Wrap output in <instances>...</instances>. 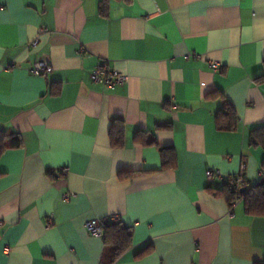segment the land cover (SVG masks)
I'll list each match as a JSON object with an SVG mask.
<instances>
[{
  "label": "crops",
  "instance_id": "obj_1",
  "mask_svg": "<svg viewBox=\"0 0 264 264\" xmlns=\"http://www.w3.org/2000/svg\"><path fill=\"white\" fill-rule=\"evenodd\" d=\"M104 61L128 81L93 82ZM263 73L264 0H0V130L23 141L0 155V264H106L93 219L132 228L115 264H264V217L212 194L262 178Z\"/></svg>",
  "mask_w": 264,
  "mask_h": 264
},
{
  "label": "trees",
  "instance_id": "obj_2",
  "mask_svg": "<svg viewBox=\"0 0 264 264\" xmlns=\"http://www.w3.org/2000/svg\"><path fill=\"white\" fill-rule=\"evenodd\" d=\"M256 82L264 83V73L255 78ZM59 89L51 88L50 93L57 95ZM218 94V93H217ZM224 97L223 94H219ZM238 125V116L232 106L226 102L225 108L221 110L217 115V126L221 131H235ZM140 135V134H139ZM137 135L136 139L140 136ZM250 141L253 146L259 147L264 151V126L256 128L251 131ZM111 142L114 147H122L124 144V128L117 127L111 131ZM145 144H155L156 140L153 138L148 141H144ZM23 147L22 139L16 134L9 133L5 130H0V155L7 150L20 149ZM164 158V164L169 165L168 160L169 149H162ZM261 180L247 188L246 182L243 184V188H247L245 193H240L236 189L230 187L229 181L222 189H216L212 194L217 198L225 199L230 205L243 200L246 212L253 217H264V161L261 166ZM104 232L103 238L105 242V258L106 264H115L122 255L127 253L133 245V231L132 228L125 226L121 221H113L106 219L103 221ZM150 249L144 250L140 255L145 256L149 254Z\"/></svg>",
  "mask_w": 264,
  "mask_h": 264
},
{
  "label": "built area",
  "instance_id": "obj_3",
  "mask_svg": "<svg viewBox=\"0 0 264 264\" xmlns=\"http://www.w3.org/2000/svg\"><path fill=\"white\" fill-rule=\"evenodd\" d=\"M46 32L48 30H45ZM38 44V40L30 44L31 47H35ZM212 69L214 71L218 70L217 64H212ZM31 73L37 76H47L52 73V66L45 61L37 62L30 69ZM92 80L97 84H102L108 88H113L116 85L125 84L128 81V77L122 73L115 71L109 64L108 61H104L100 66H98L92 73ZM59 172L61 175H66L68 173V168H60ZM207 179L212 183L215 179H222L223 174L218 170H209L206 173ZM245 179L242 175H237L231 177L229 180L230 187L239 191L243 188ZM73 194L66 193L63 196L64 200H69ZM116 221V220H113ZM87 229L91 235L102 237L104 232L103 222L98 219L90 220L87 223Z\"/></svg>",
  "mask_w": 264,
  "mask_h": 264
},
{
  "label": "water",
  "instance_id": "obj_4",
  "mask_svg": "<svg viewBox=\"0 0 264 264\" xmlns=\"http://www.w3.org/2000/svg\"><path fill=\"white\" fill-rule=\"evenodd\" d=\"M246 190H247V188H242L241 190H240V193H245L246 192Z\"/></svg>",
  "mask_w": 264,
  "mask_h": 264
}]
</instances>
